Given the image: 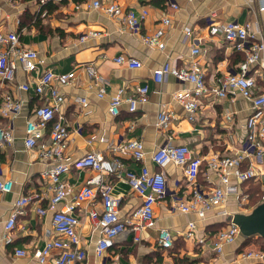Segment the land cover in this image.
I'll use <instances>...</instances> for the list:
<instances>
[{"label":"crops","instance_id":"1","mask_svg":"<svg viewBox=\"0 0 264 264\" xmlns=\"http://www.w3.org/2000/svg\"><path fill=\"white\" fill-rule=\"evenodd\" d=\"M121 5L126 11L141 14L148 10L149 16L137 34L120 32V21L111 18L101 10H88L89 0H51L41 4L40 0H0L6 18L0 31L17 32L24 47L37 50L44 64L38 72L27 74L18 71L13 83L0 81V96L11 95L22 103V112L11 124L0 117V129L13 130L14 142L0 149V177L10 180L13 189L0 194V264H40L35 258L47 241L61 239L53 228V215L64 206L74 203L79 190L85 186L94 173L90 170H73L64 176L73 189L55 209L50 206L51 193L42 179L49 169L38 149H26V125L34 119L36 108L48 102L47 95L22 92L21 84L32 83L45 70L56 74L76 71L77 80L69 86L55 87L65 96L56 118H63L70 135L66 157L77 160L92 151H101L112 158L111 146L130 140L144 143L146 159L143 163L126 161L128 171L140 173L142 165L151 171H159L152 156L167 145L188 146L204 159L198 185L209 191L220 185V176L208 169V160L214 157L241 154L247 137L246 124L252 114V103L240 94H230L218 98L208 94L202 98L198 116L194 121L187 117L185 108L175 101L174 95L183 90H193V85L181 82L169 75L163 83L153 79L155 70L165 62L177 68L188 67L197 59L205 72L206 83L215 85L218 81L239 71L245 53L234 51L221 37H211L212 25L237 22L251 23L254 30L264 39V0H106ZM82 5V10L76 6ZM175 5L177 7H172ZM164 16L171 19L166 28L164 50L152 49L143 43L142 37L159 29ZM190 32V35L187 34ZM89 33L99 36L81 42L80 38ZM200 49L199 56L192 54ZM130 56L142 63V68H130L119 64L117 58ZM93 65L101 81L89 79L84 66ZM149 87L148 102L139 104L136 112L129 111V105L121 106L119 116L110 112L111 98L119 88H124V98L135 95L138 87ZM105 88L106 96L98 98V92ZM264 91V86H263ZM86 100V104L80 101ZM3 100L0 98V103ZM163 108L172 111L176 119L168 131L159 125V114ZM48 138V135H47ZM255 166L264 174V159L257 161L253 155L247 156L242 169ZM168 191L165 198L155 207L157 217L154 227L147 228L142 241L135 243L131 234L118 237L113 246L102 256L96 254L100 231L90 219V210L102 211L101 200L97 199L89 208L87 204H77L75 214L80 220L81 245L87 252L84 264H261L259 260H246L243 254L249 251L264 252V238L256 235L244 237L241 232L237 240L224 247V253L217 256L213 250L216 235L233 223L238 214L249 215L261 203L264 196V177L258 181L240 183L234 176L231 188H236L227 197L222 207L210 210L205 219L196 214L174 212L172 205L176 199H187L192 192L185 168L170 163L161 168ZM115 186V194L122 196L120 215L123 220L141 205L142 198L129 185L117 177L107 178ZM39 194L40 204L31 203L25 214L17 220L12 231L13 243L5 244V225L14 203L24 195ZM247 197V201L244 200ZM38 206L47 211L44 216ZM195 222L198 233L193 239L183 235L188 225ZM168 228L174 235V248L165 250L159 244L161 228ZM198 238H205L200 245ZM16 249H24L27 256L19 258ZM47 264H54L51 257Z\"/></svg>","mask_w":264,"mask_h":264},{"label":"built area","instance_id":"2","mask_svg":"<svg viewBox=\"0 0 264 264\" xmlns=\"http://www.w3.org/2000/svg\"><path fill=\"white\" fill-rule=\"evenodd\" d=\"M49 1L51 0H40V3L46 4ZM86 6L88 10H101L109 17L118 19L121 24L120 32L139 33L143 22L149 16L148 10H143L138 15L133 11H126L117 3L106 0H89ZM172 7L177 6L172 5ZM76 9L80 11L83 6L78 5ZM5 19H7L5 10L0 7V26ZM161 24L162 26L153 34L142 37L143 43L149 48L158 50L166 48L163 39L166 28L171 25V19L164 16ZM209 33L211 37H221L234 51L245 53V58L240 63L236 74H229L221 78L217 84L209 86L206 83L205 72L197 59L185 68H177L170 62H165L153 74L157 84L163 83L169 75H173L179 81L193 85V90H183L174 95L175 101L185 108L187 117L191 121L197 118L202 98L208 94L227 98L230 94L238 93L252 103L253 110L246 124L247 137L243 152L208 160V169L220 176V185L216 188L203 191L199 187L198 177L202 171L204 159L197 156L188 146L167 145L159 148L152 156L155 166L160 170L170 163L185 168V175L192 186V192L187 199H176L172 209L181 214H196L200 219H205L213 208L225 205L229 194L236 189L230 186L232 176L240 183L258 181L264 177V174L258 172L255 166L246 170L242 169V163L247 156L253 155L257 161L264 159V39L254 30L251 23H219L212 25ZM187 34L190 35V32ZM97 36H99L98 33H89L81 37L80 41L86 42ZM192 54L195 57L199 56L200 49L194 48ZM117 62L130 68L143 66L138 59L130 56H120ZM41 64H44V61L37 50L24 47L17 32L0 31V81L2 83H13L19 70L27 74L38 72ZM83 68L89 79L101 81L93 65H86ZM77 78L76 71L56 74L52 70H45L36 79L35 85L24 83L19 86L22 92L47 95L49 99L45 105L36 108L34 119L27 122L24 144L26 149H38L41 159L49 165V169L42 174V179L51 193V208L55 209L73 192L72 187L64 181L65 175L73 170H90L94 173L93 177L79 190L76 201L54 213L53 228L61 239L47 241L45 247L36 253L35 258L40 264H47L51 257L54 258V264H84L87 252L81 245L80 220L75 214L77 204L84 203L90 208L97 199L101 200L102 211L97 212L91 209L89 217L100 231L96 254L102 257L123 234H131L134 242L140 243L143 232L155 226L156 204L165 198L168 191L163 171H151L145 165H142L140 173L126 170V161L143 163L146 159L145 146L140 140L134 139L120 145H112V158H107L101 151H92L74 161L67 159L70 131L62 117L56 118L66 98L55 85L69 86L75 83ZM124 92V88H119L112 96L110 103L112 116H119L124 103L128 104L129 111L134 113L139 104L148 102V86L138 87L135 95L128 98L123 97ZM106 94L105 88H102L97 96L104 98ZM0 98L3 100L0 103V117L11 124L22 112V103L16 101L11 95H4L3 98L0 96ZM80 102L86 104L87 101ZM175 119L176 116L172 111L163 108L159 114L158 125L162 130L168 131ZM13 142L11 125L7 131L0 129V149L6 145H12ZM111 177L123 179L131 190L142 198L141 205L126 220H123L120 215L122 196L115 194L113 182L107 180ZM12 189V181L0 177V194L9 193ZM41 200L40 195L35 193L21 196L14 203L5 225V244L13 243L11 233L16 228L18 218L25 214L26 207L31 203L40 204ZM244 200L247 201V197H244ZM37 212L41 216L47 213L41 206H38ZM197 233V224L191 222L183 235L187 239H193ZM239 235L240 228L234 223L219 231L213 243L215 254L221 256L224 253V247L234 243ZM198 243L204 246L205 238H198ZM159 244L165 250L174 248V235L170 229L161 228ZM15 253L19 258L27 256V251L24 249H16ZM243 258L259 260V263L264 264L263 251L246 252Z\"/></svg>","mask_w":264,"mask_h":264},{"label":"water","instance_id":"3","mask_svg":"<svg viewBox=\"0 0 264 264\" xmlns=\"http://www.w3.org/2000/svg\"><path fill=\"white\" fill-rule=\"evenodd\" d=\"M233 223L240 228L242 236L246 238L256 235L264 238V202L249 215H236Z\"/></svg>","mask_w":264,"mask_h":264},{"label":"trees","instance_id":"4","mask_svg":"<svg viewBox=\"0 0 264 264\" xmlns=\"http://www.w3.org/2000/svg\"><path fill=\"white\" fill-rule=\"evenodd\" d=\"M25 1H32V0H25ZM244 60V59H243ZM264 197V196H263ZM264 248V247H263Z\"/></svg>","mask_w":264,"mask_h":264}]
</instances>
